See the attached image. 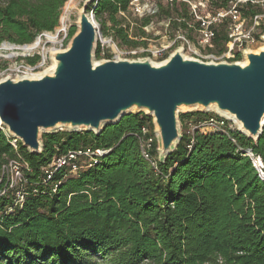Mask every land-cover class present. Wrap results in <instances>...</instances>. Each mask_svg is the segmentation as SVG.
Segmentation results:
<instances>
[{
  "label": "trees",
  "instance_id": "1",
  "mask_svg": "<svg viewBox=\"0 0 264 264\" xmlns=\"http://www.w3.org/2000/svg\"><path fill=\"white\" fill-rule=\"evenodd\" d=\"M66 1L0 0V44H30L54 31ZM227 4L211 0L215 9ZM120 12L131 14L130 0H97L93 10L103 32L126 47L146 44L129 37L131 22ZM139 21L138 38L150 18ZM75 31L71 26L67 39ZM222 39L226 32L218 31L214 40ZM101 56L97 43L95 57ZM39 60L25 58L29 65ZM207 117L180 113L181 139L156 169L140 152V128L153 126L144 112L124 115L99 134L43 133L38 154L18 140L28 164L26 193L21 204L12 191L0 195V264H264V179L247 155L264 165V125L256 140L238 129H188ZM80 145L108 151L76 175L59 168L42 181V165ZM16 157L0 129V168Z\"/></svg>",
  "mask_w": 264,
  "mask_h": 264
},
{
  "label": "water",
  "instance_id": "2",
  "mask_svg": "<svg viewBox=\"0 0 264 264\" xmlns=\"http://www.w3.org/2000/svg\"><path fill=\"white\" fill-rule=\"evenodd\" d=\"M96 2L83 1L76 31L66 48L49 53L47 70L0 79L3 126L30 153L41 152L42 133L65 127L99 134L104 126L136 112L152 117L158 160L181 139L180 113L214 110L233 120L246 136L256 140L261 135L264 48H245L242 61H204L177 47L159 62L149 57L95 62L100 35L93 22Z\"/></svg>",
  "mask_w": 264,
  "mask_h": 264
},
{
  "label": "built area",
  "instance_id": "3",
  "mask_svg": "<svg viewBox=\"0 0 264 264\" xmlns=\"http://www.w3.org/2000/svg\"><path fill=\"white\" fill-rule=\"evenodd\" d=\"M169 1L171 4L176 2L175 0ZM180 2L185 4L188 9L186 12L187 17L180 16L176 18L177 24H173L176 36H174L171 42L158 47L150 46L149 44L128 47L126 50H121L119 54L129 57L142 56L163 60L173 49L182 47L184 54L197 58L213 61H242V52L245 48L249 49L259 43H264V0H228L226 7L217 9L212 7L211 0H180ZM247 6L254 8V11L249 15L245 14L244 10H242L243 7L247 8ZM130 11L133 15L144 18L149 16L150 13L154 14L157 10H150L147 4L140 5V0H130ZM120 15L126 17V14L123 12H120ZM166 20L168 21V25H170L171 18ZM227 20L230 25L226 32L225 48L218 54L209 53L207 50L212 47L218 26ZM182 23L185 24V27H182ZM151 24L152 21L143 26V30H146ZM129 37L138 39L131 35ZM101 52L103 53L102 50ZM229 120L232 121L228 117L215 112L214 115L204 120H197L194 123L188 122V129L190 131L198 129L202 132H228L229 129H232L227 125V121ZM0 129L5 132L17 154L16 158L8 159L0 168V195L7 191H12L16 196V203L21 204L26 193V180L23 174L24 170L28 169V164L17 152L18 139L10 136L3 125L0 126ZM191 142L192 140H190ZM155 143L157 150L154 127H150L148 124L141 126L139 136L141 156L154 169L157 168L158 159L157 151L156 154L153 153ZM187 147L190 148V144ZM107 151L102 148L80 145L56 153L46 164L41 166L42 181L46 182L50 180L53 173L59 168H65L68 173L76 175L81 170L96 163L98 158L107 153ZM247 155L250 156L254 167L264 179V165L261 161H258V158L255 159L250 152H247Z\"/></svg>",
  "mask_w": 264,
  "mask_h": 264
},
{
  "label": "rangeland",
  "instance_id": "4",
  "mask_svg": "<svg viewBox=\"0 0 264 264\" xmlns=\"http://www.w3.org/2000/svg\"><path fill=\"white\" fill-rule=\"evenodd\" d=\"M84 0H76L77 7L75 10H73L69 18L66 19L64 22H61V15L64 10V5L61 9V14L59 17V25L55 28L52 32H44L36 37V39L33 42H38V47L26 54H18L16 56L6 58L7 52L3 49H1L2 45L0 44V79L5 77H12L15 78L16 76H33L38 75L47 70L51 66V61L49 60V53L51 51L57 50V49H64L66 48L69 39H67V31L71 26H76V14L78 12V9L81 7ZM176 2L174 4H171L169 0H140V5H148L150 10L156 9L157 11L153 14L150 13L149 17L150 21H152L151 26H148V28L145 31V35L143 37L138 38V40H144L146 44H149L150 46H160V45H167L169 42L172 41L175 34V29L173 28V24L176 23V18L180 17L181 13H186L188 11L185 4L181 3L180 0H175ZM252 9V10H251ZM251 13L254 11V8H251ZM245 10H249V8H245ZM165 11H168L170 14L167 15ZM212 11V10H210ZM245 12V11H244ZM249 13V14H251ZM246 14V13H245ZM247 14V15H249ZM169 16V17H168ZM72 17V18H71ZM130 23V35L132 37H135L137 35V27L140 23V19L138 16L131 14H127L126 16ZM171 18V24L168 25V21L166 19ZM94 24L97 26V28L100 29V38L98 37L97 43L100 44L101 50V58L94 57V61L98 62L101 59H104L105 55L108 54L111 56L110 58L115 57H121V58H136V57H142V56H123L119 54L121 50H126L128 47H126L123 43H120L118 39H115L110 33L103 32V29L101 25L98 23V21L94 17ZM229 21H224V23H221L216 31V34L218 31H220V34L223 32H227ZM106 26H110V23L107 22ZM47 35L53 36V38H48ZM195 36V34H193ZM194 39V38H193ZM32 42V43H33ZM226 40L222 39L219 42L213 41L212 47L208 48V52L212 53H220L225 48ZM31 44V43H30ZM264 43H259L253 47H250L251 50H258L260 47H263ZM174 50V49H173ZM172 50V51H173ZM118 51V52H117ZM170 53V52H169ZM35 55L40 56V60L34 64L29 65L26 63L25 58L27 57H33ZM188 55V54H186ZM191 56V55H188ZM194 57V56H192ZM153 62H159L160 60L157 58L149 57ZM197 58V57H195ZM204 61H208L206 59L199 58ZM193 112H200L194 110ZM206 113V116H211L215 114L214 110L203 112ZM233 121V120H232ZM232 121H227V125L232 129H237L238 126ZM181 127V125H180ZM62 128L61 131H68L65 127ZM181 129V128H180ZM43 134V133H42ZM41 134V136H42Z\"/></svg>",
  "mask_w": 264,
  "mask_h": 264
},
{
  "label": "bare ground",
  "instance_id": "5",
  "mask_svg": "<svg viewBox=\"0 0 264 264\" xmlns=\"http://www.w3.org/2000/svg\"><path fill=\"white\" fill-rule=\"evenodd\" d=\"M76 7H77L76 0H67L65 5H64L63 13L61 15V22H64L66 19H68L70 13L73 10H75ZM78 17H79V13L77 12L76 21L78 20ZM93 22H94V20H93ZM47 37L50 38V39L53 38V36L51 37L49 35H47ZM37 47H38V42L36 41V42L31 43V44H26L24 46H16V45H11V44H4V45H2L1 49L5 50L7 52L6 58H10V57L16 56L18 54L29 53V52L35 50ZM260 48L263 49L264 46L260 47ZM2 125H3V122H2V119H1V116H0V126H2ZM258 161H260V160L258 159Z\"/></svg>",
  "mask_w": 264,
  "mask_h": 264
}]
</instances>
